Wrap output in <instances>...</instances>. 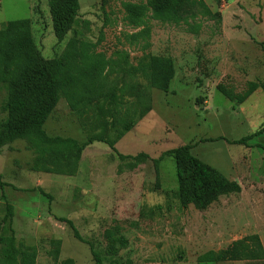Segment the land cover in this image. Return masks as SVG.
I'll return each instance as SVG.
<instances>
[{
	"label": "rangeland",
	"instance_id": "obj_1",
	"mask_svg": "<svg viewBox=\"0 0 264 264\" xmlns=\"http://www.w3.org/2000/svg\"><path fill=\"white\" fill-rule=\"evenodd\" d=\"M149 1L81 0L76 24L58 43L47 0H0V33L11 21L30 20L45 58L71 51L74 65L88 75L102 62L97 99L74 111L62 97L47 135L82 146L103 136L116 149L88 146L73 176L49 173L25 141L0 150L6 184L0 189V236H7L2 222L9 204L17 245L35 255V264H97L90 245L103 264H211L202 261L210 252L255 235L264 247V133L247 145L233 144L264 131V92L253 91L264 81V0H203L210 16L180 25L150 20V35L135 38L144 28L127 23L125 5ZM154 58L172 62L167 91L148 87ZM112 94L117 100L109 102ZM5 98L0 87V120L6 119ZM141 100L144 114L136 104ZM127 123L132 128L124 132ZM185 145L241 191L220 196L205 210L183 209L176 163L160 159ZM139 155L148 158L137 162ZM63 220L74 224L83 242ZM109 232L126 246L115 243L111 252Z\"/></svg>",
	"mask_w": 264,
	"mask_h": 264
},
{
	"label": "trees",
	"instance_id": "obj_2",
	"mask_svg": "<svg viewBox=\"0 0 264 264\" xmlns=\"http://www.w3.org/2000/svg\"><path fill=\"white\" fill-rule=\"evenodd\" d=\"M47 2L54 35L58 43H62L79 18L81 0H47ZM125 10L129 25L136 29L144 28L139 35H135V38L150 35V28L147 26L150 20L180 25L195 19L199 14L211 15L210 9L203 0H150L146 5L126 4ZM6 27V32L0 33V87L6 91L2 107L6 119L0 120V150L16 141H25L29 150L36 154L37 163L48 165L46 170H49V173L72 176L77 173L83 151L93 143L107 144L116 152L114 143L103 136L91 137L82 146L71 138L49 137L45 130L46 123L62 97L68 100L74 111L78 110L79 105L85 103L90 105L94 99H97L94 87L99 85L96 83L101 72L104 71L102 62L95 63L88 75L87 69L74 65L71 51L55 59L45 58L33 39L30 20L11 21ZM83 60L88 65L89 59L86 55L83 56ZM151 60L156 71L153 77L147 76V81L151 83L148 87L167 91L169 82L174 77L172 62L155 58ZM258 89L264 92V81L259 85H253V91ZM114 100H117L116 95H110L109 102ZM119 101L123 105L124 99ZM141 101L136 104H140L141 111L142 109L146 111L144 101L142 105ZM131 128L132 123H127L124 125V132L130 131ZM263 133L264 131H259L233 144L247 145L249 141ZM192 150V146L185 145L166 152L160 159L171 157L176 163L178 178L176 196L183 209L193 205L199 210H205L220 196L241 191L238 184L230 182L219 171L195 157ZM118 156L122 160L131 158ZM147 158L146 155H139L134 160L140 162ZM160 160L155 162L158 163ZM5 187L6 184L0 176L2 192ZM36 190L44 194L42 189ZM13 218L14 208L7 204L6 216L2 222L7 236H0L2 263L35 264V255L17 245ZM62 222L70 226L75 239L83 242L71 221ZM115 236L114 232L108 233L112 243L111 252L116 250L115 243L126 246L123 238ZM90 250L95 262L103 264L93 245H90ZM202 261L211 264L224 262L264 264V247L259 236H249L234 242L226 250L218 253L210 252ZM110 264L120 263L111 261Z\"/></svg>",
	"mask_w": 264,
	"mask_h": 264
},
{
	"label": "crops",
	"instance_id": "obj_3",
	"mask_svg": "<svg viewBox=\"0 0 264 264\" xmlns=\"http://www.w3.org/2000/svg\"><path fill=\"white\" fill-rule=\"evenodd\" d=\"M260 239H261V237H260ZM262 240H263V238H262Z\"/></svg>",
	"mask_w": 264,
	"mask_h": 264
}]
</instances>
